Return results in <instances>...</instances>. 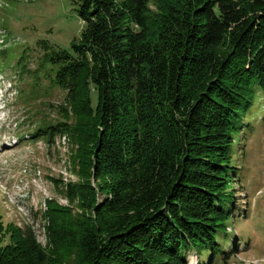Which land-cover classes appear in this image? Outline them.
Listing matches in <instances>:
<instances>
[{
	"label": "trees",
	"instance_id": "16d2710c",
	"mask_svg": "<svg viewBox=\"0 0 264 264\" xmlns=\"http://www.w3.org/2000/svg\"><path fill=\"white\" fill-rule=\"evenodd\" d=\"M149 4L78 0L80 38L45 54L66 94L44 135L76 146L81 181L65 196L80 213L49 203L50 255L12 240L0 264H189L192 252L230 264L217 237L234 136L264 92V0Z\"/></svg>",
	"mask_w": 264,
	"mask_h": 264
},
{
	"label": "rangeland",
	"instance_id": "374dc122",
	"mask_svg": "<svg viewBox=\"0 0 264 264\" xmlns=\"http://www.w3.org/2000/svg\"><path fill=\"white\" fill-rule=\"evenodd\" d=\"M77 1L0 0V96L6 108L0 111V253L12 240L28 238L50 255L48 204L80 213L77 201L65 196L68 184L81 181L73 163L76 146L66 135H44L64 121L60 105L66 93L52 83L54 67L43 58L69 51L80 38ZM159 1L150 0V9ZM231 157L235 169L226 205L231 213L217 245L233 251L230 264H264V92L258 86ZM208 259V253L192 252L189 264Z\"/></svg>",
	"mask_w": 264,
	"mask_h": 264
}]
</instances>
